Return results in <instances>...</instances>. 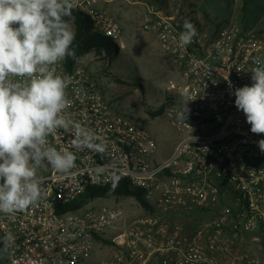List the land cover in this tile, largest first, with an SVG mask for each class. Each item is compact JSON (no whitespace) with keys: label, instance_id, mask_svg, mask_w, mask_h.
Wrapping results in <instances>:
<instances>
[{"label":"built area","instance_id":"obj_1","mask_svg":"<svg viewBox=\"0 0 264 264\" xmlns=\"http://www.w3.org/2000/svg\"><path fill=\"white\" fill-rule=\"evenodd\" d=\"M76 3L94 30L124 46L121 23L108 8L98 0ZM185 20L196 29L186 46L179 39ZM197 22L184 0H152L143 13V28L181 73L163 87L173 95L164 112L179 132L166 159L157 157L149 127L117 112L83 65L55 66L68 83L66 118L93 130L104 148L77 150L63 129L48 138L76 154L75 167L40 169L42 197L23 211L0 212L11 264H83L104 240L116 251L100 264H264V153L257 144L264 134L251 132L233 95L252 83L257 61L264 64V32L235 19L217 31ZM122 180L142 192L148 208L134 195L118 194L66 208L90 187ZM128 197L144 214L131 217L122 205L101 202ZM184 215L199 222L190 228L179 221Z\"/></svg>","mask_w":264,"mask_h":264},{"label":"clouds","instance_id":"obj_2","mask_svg":"<svg viewBox=\"0 0 264 264\" xmlns=\"http://www.w3.org/2000/svg\"><path fill=\"white\" fill-rule=\"evenodd\" d=\"M76 8V0H0V212L23 211L42 197L40 169L67 173L75 167L72 150L49 143L57 130L70 132L77 150L103 151L93 130L66 118L68 83L55 68L67 57L75 58ZM195 36V26L185 20L180 43L186 46ZM250 71L252 83L235 88L233 95L251 132L260 135L264 64L257 61ZM190 99L185 100L186 112ZM257 144L264 153V139ZM10 242V234L0 238L5 249Z\"/></svg>","mask_w":264,"mask_h":264},{"label":"rangeland","instance_id":"obj_3","mask_svg":"<svg viewBox=\"0 0 264 264\" xmlns=\"http://www.w3.org/2000/svg\"><path fill=\"white\" fill-rule=\"evenodd\" d=\"M150 1L152 0H98V5L108 8L121 23V41L125 43V46L119 45L120 56L111 64H107L94 51L81 56L77 62L83 65L99 84L103 95L117 112L149 127L158 142L157 157L166 159L174 150L179 132L169 122L165 112L153 116L151 111L161 104V98L155 94L163 92V87L171 80H180L181 73L163 54L153 34L143 28V13L146 4ZM184 1L186 9L191 11L205 28L215 27L203 14L199 6L200 0H196L195 5L190 4V0ZM232 13L233 18L244 28L264 32V0H253L248 8L245 23L242 19L240 22L239 16L242 11L238 7L234 6ZM117 78L123 80L119 81ZM141 78L146 81L144 88L137 87L142 86ZM103 200L101 202L106 204L122 205L131 217L144 214L141 206L132 197L123 199L118 204L119 200L114 198ZM115 251L116 249L109 243L96 244L94 251L83 264H100L102 260L111 257ZM1 257L4 264H11L4 254Z\"/></svg>","mask_w":264,"mask_h":264},{"label":"trees","instance_id":"obj_4","mask_svg":"<svg viewBox=\"0 0 264 264\" xmlns=\"http://www.w3.org/2000/svg\"><path fill=\"white\" fill-rule=\"evenodd\" d=\"M211 3L206 1L201 3V10L205 17H207L210 22L215 26L214 30L217 31L225 22L232 20L233 13L232 8L234 6L238 7L242 11L240 17L245 23V18L247 16L248 8L253 0H210ZM190 4L195 5L196 0H190ZM194 12V11H193ZM73 15L74 20V30L76 33L75 40L73 42V48L75 50V58L67 57L64 60L65 67L67 69H72L78 59L87 54L90 51L98 53L107 64H111L114 59L120 56V46L114 42L111 38L102 35L98 31L94 30V25L92 19L84 14L83 12L74 9ZM213 15V17H211ZM201 25V22H197ZM132 75V74H131ZM117 80L122 81V78H117ZM142 86L137 87L144 88V83L146 82L141 78ZM142 90V89H141ZM158 98L166 100L158 108L151 111L153 116L159 115L164 112L165 106L168 100L173 98L172 94L157 92L155 94ZM134 195L140 203L148 208L149 204L142 197V192L140 190H133L127 186L124 180L118 185H107V186H93L90 187L86 193L66 205L67 209L77 208L90 202L95 196L110 197L111 195ZM105 243H111L109 240H104ZM5 255V246L0 243V264H4L1 255Z\"/></svg>","mask_w":264,"mask_h":264},{"label":"crops","instance_id":"obj_5","mask_svg":"<svg viewBox=\"0 0 264 264\" xmlns=\"http://www.w3.org/2000/svg\"><path fill=\"white\" fill-rule=\"evenodd\" d=\"M207 2L208 4L211 3L210 0H200V4L203 3V2ZM231 19H234V18H231ZM236 20V19H235ZM124 46H125V43H124ZM179 221H182L184 222L188 227L192 228L194 227L198 222V218L197 217H194V216H189V215H184L182 216Z\"/></svg>","mask_w":264,"mask_h":264}]
</instances>
